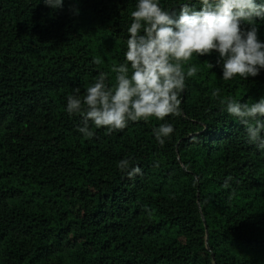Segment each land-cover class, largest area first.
I'll return each mask as SVG.
<instances>
[{
	"label": "trees",
	"instance_id": "obj_1",
	"mask_svg": "<svg viewBox=\"0 0 264 264\" xmlns=\"http://www.w3.org/2000/svg\"><path fill=\"white\" fill-rule=\"evenodd\" d=\"M137 2L0 0V264H264V151L220 103L258 102L264 69L224 81L217 52L194 54L179 117L111 134L90 122L91 139L66 110L99 72L115 83ZM165 122L174 132L161 146L153 130ZM125 158L142 175L122 173Z\"/></svg>",
	"mask_w": 264,
	"mask_h": 264
},
{
	"label": "clouds",
	"instance_id": "obj_2",
	"mask_svg": "<svg viewBox=\"0 0 264 264\" xmlns=\"http://www.w3.org/2000/svg\"><path fill=\"white\" fill-rule=\"evenodd\" d=\"M53 9L63 8L64 0H43ZM197 10L188 3L177 10H166L160 0H138L131 11L124 63L113 65L115 83L109 73L99 72L97 79L86 88L67 96V112L78 114L82 126L78 132L86 139L95 136L90 128H105L107 134L123 131L130 122L148 121L154 117H179L181 93L186 79L197 76L200 69L191 63L198 57L219 54L224 81L239 76L245 80L256 77L264 69V42L259 38L257 20H264V0H200ZM96 65L100 61L94 60ZM213 67V65H212ZM219 97L220 89L211 91ZM226 112L245 129L248 142L264 151V97L248 104L228 97L220 101ZM155 138L163 146L170 139L174 127L161 123L154 130ZM118 168L129 179L142 175L137 164L128 158ZM225 181V187L228 181ZM151 215V210H147Z\"/></svg>",
	"mask_w": 264,
	"mask_h": 264
}]
</instances>
